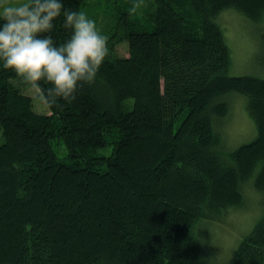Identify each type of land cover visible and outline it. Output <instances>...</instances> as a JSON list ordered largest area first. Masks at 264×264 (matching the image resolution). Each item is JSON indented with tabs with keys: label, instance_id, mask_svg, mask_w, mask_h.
I'll return each instance as SVG.
<instances>
[{
	"label": "trees",
	"instance_id": "1",
	"mask_svg": "<svg viewBox=\"0 0 264 264\" xmlns=\"http://www.w3.org/2000/svg\"><path fill=\"white\" fill-rule=\"evenodd\" d=\"M141 1V19L134 0L97 1L110 56L49 114L0 61V264H210L195 227L242 206L249 180L264 196V79L229 76L216 21L228 9L258 21L264 0ZM54 23L59 45L71 32ZM232 92L258 136L226 152ZM235 252L231 264H264V217Z\"/></svg>",
	"mask_w": 264,
	"mask_h": 264
},
{
	"label": "clouds",
	"instance_id": "2",
	"mask_svg": "<svg viewBox=\"0 0 264 264\" xmlns=\"http://www.w3.org/2000/svg\"><path fill=\"white\" fill-rule=\"evenodd\" d=\"M139 6L134 0L131 11ZM61 15L71 36L57 45L50 34ZM108 43L94 19L65 9L62 0H0V61L49 106L70 103L95 82L110 56Z\"/></svg>",
	"mask_w": 264,
	"mask_h": 264
},
{
	"label": "rangeland",
	"instance_id": "3",
	"mask_svg": "<svg viewBox=\"0 0 264 264\" xmlns=\"http://www.w3.org/2000/svg\"><path fill=\"white\" fill-rule=\"evenodd\" d=\"M93 0L85 13L96 21L98 30L108 35L111 29L110 14L107 7ZM98 5L99 7H97ZM96 6V7H95ZM144 4L135 14L141 19ZM217 23L222 27L226 44L230 49L231 62L229 76H256L264 79V14L258 21L248 19L242 13L228 9L221 13ZM120 53L128 56V48L120 46ZM36 97L35 91H31ZM228 104L229 115L221 129V143L226 152L238 150L252 143L258 136L256 124L250 118L247 98L236 92L221 98ZM37 112L49 114V108L38 98L34 104ZM243 204L227 213L223 221L204 223L195 227L202 236L209 256L210 264H231L235 251L242 240L249 236L255 226L264 217V196L256 189L253 180L241 185Z\"/></svg>",
	"mask_w": 264,
	"mask_h": 264
}]
</instances>
